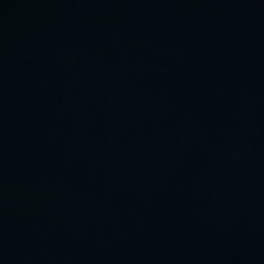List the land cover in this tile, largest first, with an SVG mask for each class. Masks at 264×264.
<instances>
[{
  "label": "water",
  "instance_id": "water-1",
  "mask_svg": "<svg viewBox=\"0 0 264 264\" xmlns=\"http://www.w3.org/2000/svg\"><path fill=\"white\" fill-rule=\"evenodd\" d=\"M0 264H264V0H0Z\"/></svg>",
  "mask_w": 264,
  "mask_h": 264
}]
</instances>
